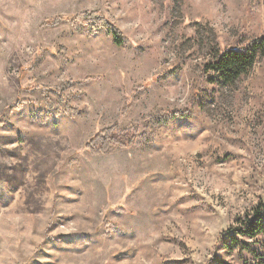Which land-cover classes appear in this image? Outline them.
I'll return each instance as SVG.
<instances>
[{
	"label": "rangeland",
	"instance_id": "1",
	"mask_svg": "<svg viewBox=\"0 0 264 264\" xmlns=\"http://www.w3.org/2000/svg\"><path fill=\"white\" fill-rule=\"evenodd\" d=\"M263 36L264 0H0V264L264 262L230 241L264 205V58L206 69ZM174 111L153 143L85 147Z\"/></svg>",
	"mask_w": 264,
	"mask_h": 264
},
{
	"label": "trees",
	"instance_id": "2",
	"mask_svg": "<svg viewBox=\"0 0 264 264\" xmlns=\"http://www.w3.org/2000/svg\"><path fill=\"white\" fill-rule=\"evenodd\" d=\"M87 20L97 18L94 15L83 16ZM99 23L96 28L105 27V30L110 32L114 38V42L118 46L126 44V40L111 26L107 25L100 19L95 20ZM264 58V36L253 40L245 49L226 50L215 54L206 69L210 72L209 81L219 86H232L241 77L248 74L255 64ZM187 114L182 111H174L171 114L157 112L150 114L146 120L148 121V128L141 131L140 127L130 125L123 128L121 125L116 124L112 128L97 132L86 144V149L93 155H106L113 153L116 149H131L139 145L153 143L155 138V129L161 125L168 124L170 121L177 119H188ZM233 232L231 235L232 248L238 246L243 251H254L253 241L258 238H264V205L261 204L249 211L244 216L236 218L235 227L230 228ZM238 237L249 239L251 244L241 242ZM262 261L264 256L258 255ZM264 264V262H260Z\"/></svg>",
	"mask_w": 264,
	"mask_h": 264
}]
</instances>
